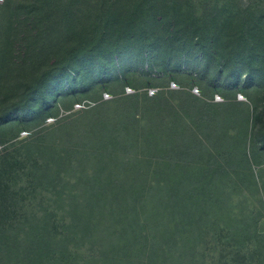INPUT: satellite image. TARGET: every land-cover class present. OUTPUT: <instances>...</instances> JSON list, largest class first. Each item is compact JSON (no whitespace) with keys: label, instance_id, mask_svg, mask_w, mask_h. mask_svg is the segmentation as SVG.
Returning <instances> with one entry per match:
<instances>
[{"label":"trees","instance_id":"obj_1","mask_svg":"<svg viewBox=\"0 0 264 264\" xmlns=\"http://www.w3.org/2000/svg\"><path fill=\"white\" fill-rule=\"evenodd\" d=\"M3 1L0 55L29 60L34 85L6 93L0 125L144 65L184 67L249 105L188 94L179 110L168 89L121 93L0 139V264H264L248 144L264 149V0ZM236 106L239 143L206 145Z\"/></svg>","mask_w":264,"mask_h":264},{"label":"rangeland","instance_id":"obj_2","mask_svg":"<svg viewBox=\"0 0 264 264\" xmlns=\"http://www.w3.org/2000/svg\"><path fill=\"white\" fill-rule=\"evenodd\" d=\"M199 0H193L196 3ZM211 4H222L224 0H210ZM247 3V0H234V4L243 6ZM5 4V1L0 0V6ZM3 17H0V22H6V12L5 7L2 8ZM1 27V25H0ZM4 27V26H2ZM1 27V29H2ZM21 52L20 50H16ZM3 56L0 55V108L5 105V95L8 92H15L16 89L26 90L30 89V85H34V69H31V64L29 60H16L13 64L3 63ZM5 65V66H4ZM9 65V66H8ZM6 67V68H5ZM6 69L9 73H6ZM15 74L14 83L12 88L8 87V77L10 74ZM32 73V77H31ZM8 75V76H6ZM111 77V76H110ZM110 77L99 80L93 87L87 89H77L75 93H68L59 97L60 92H58V100L51 111V115H47L44 119L31 120L28 122H19V120H14L12 122H6L0 125V139L4 140L6 143L18 139L19 137H26L30 132L38 130L40 127L52 125L56 120L69 115L73 112H77L82 109L93 106L94 104L103 101L110 100L113 96L121 93L133 94L136 92L147 91L149 95L157 93L158 91L164 89L169 90V94H163L164 98L168 103L173 105L176 109L180 110L181 100L187 97L188 94H193L194 96L203 98L207 101L213 103L224 105V103H237L249 105L247 101V96L244 92L239 89L230 88L228 90L219 91L211 81L203 83L198 80L194 71H190L184 67L180 69L175 68L174 70H169L167 72H162L158 68H147L146 65L140 68L129 69L126 76L119 77L118 80H114ZM32 78V80H31ZM63 90L68 91V87L65 85ZM152 93L150 94V92ZM47 101L44 103L46 106ZM223 103V104H222ZM31 107V102L28 103ZM35 107L33 101L32 108ZM234 107L226 111V115L229 120H232L233 115L241 114ZM1 111V110H0ZM166 114V112H163ZM236 115V122L234 120L224 127H218L217 133L214 130L211 131V139L208 138L204 140L206 145H212L214 140L223 141L230 145H237L240 138V130L242 125L240 123L241 119ZM218 131L220 133H218ZM251 150L250 163L255 172L261 173V178H259V183L261 189L264 191V149L252 148L250 142L248 143ZM0 145H2L0 143ZM1 147V146H0ZM240 156L236 157L238 159ZM174 159H177L175 157ZM183 161L184 158L180 157ZM191 160V157H188ZM185 159L184 161H186ZM259 229L264 231V218L260 220Z\"/></svg>","mask_w":264,"mask_h":264},{"label":"built area","instance_id":"obj_3","mask_svg":"<svg viewBox=\"0 0 264 264\" xmlns=\"http://www.w3.org/2000/svg\"><path fill=\"white\" fill-rule=\"evenodd\" d=\"M152 93V91L150 92V94Z\"/></svg>","mask_w":264,"mask_h":264}]
</instances>
